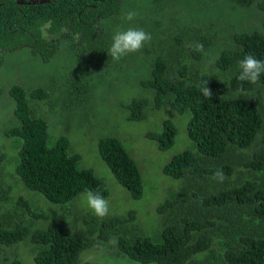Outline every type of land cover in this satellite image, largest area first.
Masks as SVG:
<instances>
[{
    "label": "trees",
    "instance_id": "1",
    "mask_svg": "<svg viewBox=\"0 0 264 264\" xmlns=\"http://www.w3.org/2000/svg\"><path fill=\"white\" fill-rule=\"evenodd\" d=\"M138 1L0 4V67L22 48L45 62L70 47L56 86L7 81L1 68L0 264H81L88 248L143 264H264V74L257 84L237 78L246 54L264 60V0H146L148 11L125 20ZM129 27L151 33V42L111 62L112 36ZM129 55L144 58L148 70L142 80L133 75L119 115L146 125L148 157L109 129L96 131L106 120L86 111L91 74H117ZM206 81L210 98L201 91ZM47 104L79 115L78 130L130 197L139 198L155 175L173 180L156 205L158 226L144 230L135 210L101 219L88 208L70 222L52 212L85 198V190L107 197L108 187L80 163L70 136L53 132ZM177 136L186 145L172 154ZM218 168L222 182L213 177Z\"/></svg>",
    "mask_w": 264,
    "mask_h": 264
},
{
    "label": "rangeland",
    "instance_id": "2",
    "mask_svg": "<svg viewBox=\"0 0 264 264\" xmlns=\"http://www.w3.org/2000/svg\"><path fill=\"white\" fill-rule=\"evenodd\" d=\"M145 1L146 0H141L134 4L132 3L128 9L134 10L135 12L148 11L150 6H147ZM69 49L70 47H65L58 52V55L45 62L40 54L32 53L27 48H22L5 55L3 54L4 58L2 67H0V78L2 79V71L4 70L7 75L5 80L7 81L13 80L16 82H23L30 79V81L33 82L41 81L36 82L40 85H43L45 82H50L52 86H56L61 79V70L66 69L65 62L66 60L68 61L69 58ZM155 52H157V50L153 47L149 51V56ZM1 68H3V70ZM147 70L148 65L146 61H144V58L129 55L124 69L120 70L121 72L116 74L115 70L105 68L91 74L93 76L89 77V84L93 96L89 100L90 103L86 108L89 116L95 118L104 116L106 120V123H102L95 127L96 131L103 132L109 129L110 133L117 135L122 141H132L135 147H131L129 143L127 148L129 150H135L137 154H143L144 157L149 156L143 150V146L146 144V140L143 138L146 125L124 123L121 119V115H119V109L127 102L128 96L132 92L133 84L131 81L133 80V75L134 80H142ZM115 76H118V83L112 85L109 83V80ZM46 108L47 111L50 112L49 118L52 120L53 132L58 134L65 131V133L70 136L72 145H74L75 150L78 151L80 155V163L90 167L93 173L102 178V181H105L107 184L108 195L105 198L108 199L110 203V211L107 217L115 214L114 212L119 216H125L129 210H135L136 217L142 226H144V230L150 231L158 226L159 221L155 211L156 205L164 198L163 188L169 186L176 187L173 185V180L169 177H163L161 174L155 175L150 181V186L143 190L139 198L135 199L130 197L126 189L115 180L104 162L97 157V147L95 143L91 145L90 136H86L78 130L77 126L80 125L79 115H75L71 109H61L53 104H47ZM70 115H72V117ZM116 117L118 118V123H114ZM55 121L57 122L56 125ZM74 126L77 129H72ZM139 135H142V141L138 139ZM185 145L186 141H184L183 137L180 138L177 136L175 145L172 148V154L180 151ZM165 154L167 156L172 155L170 151ZM68 204L69 206L56 205L52 212L54 211L56 214L63 216L65 221L70 222L74 214H83L85 210L88 209L86 199L83 196L69 200ZM67 210H69V212H67ZM88 249L87 252H89V256L92 257V260L97 261L99 258L102 262L104 260L103 264H143L128 258L105 256L104 252L100 249ZM19 254L22 259H27L25 250L20 249Z\"/></svg>",
    "mask_w": 264,
    "mask_h": 264
},
{
    "label": "clouds",
    "instance_id": "3",
    "mask_svg": "<svg viewBox=\"0 0 264 264\" xmlns=\"http://www.w3.org/2000/svg\"><path fill=\"white\" fill-rule=\"evenodd\" d=\"M137 15L133 11H129L124 15L125 20H132ZM47 38V35H45ZM151 33L146 32L143 28L129 27L126 30H119L115 32L111 39V45L108 48V55L114 61H119L122 57L140 51L146 44L151 42ZM202 45H197L198 49H202ZM238 79L240 81H246L250 84H257L260 80L261 74H264V60L256 58L253 54L249 53L244 58L238 61ZM202 94L206 98H210L212 92L208 87V81L204 83L201 88ZM213 177L219 181L225 179V175L222 169H217ZM87 207L91 212L98 218H104L109 215L110 203L109 200L102 196L99 192L93 190H85L84 193ZM111 244H115L116 241L113 239L109 241ZM91 256H84L81 258V264H89Z\"/></svg>",
    "mask_w": 264,
    "mask_h": 264
},
{
    "label": "flooded vegetation",
    "instance_id": "4",
    "mask_svg": "<svg viewBox=\"0 0 264 264\" xmlns=\"http://www.w3.org/2000/svg\"><path fill=\"white\" fill-rule=\"evenodd\" d=\"M48 0H0V4H3V2H13L17 4H23V5H30V4H35L39 2H46Z\"/></svg>",
    "mask_w": 264,
    "mask_h": 264
}]
</instances>
